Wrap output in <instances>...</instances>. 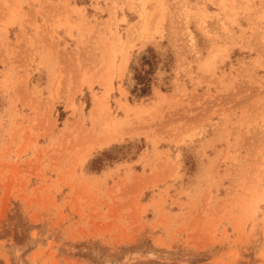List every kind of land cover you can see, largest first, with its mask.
Listing matches in <instances>:
<instances>
[{"label": "rangeland", "instance_id": "1", "mask_svg": "<svg viewBox=\"0 0 264 264\" xmlns=\"http://www.w3.org/2000/svg\"><path fill=\"white\" fill-rule=\"evenodd\" d=\"M203 1L0 0V264H264V0Z\"/></svg>", "mask_w": 264, "mask_h": 264}, {"label": "bare ground", "instance_id": "2", "mask_svg": "<svg viewBox=\"0 0 264 264\" xmlns=\"http://www.w3.org/2000/svg\"><path fill=\"white\" fill-rule=\"evenodd\" d=\"M179 1H180V0H179ZM204 1H205V0H204ZM204 1H203V2H204ZM177 3H178V2H177ZM137 4H138V3H137ZM134 7H135V6H134ZM182 8H183V7H182ZM141 9H142V8H141ZM182 10H183V9H182ZM185 10H186V9H185ZM187 10H188V9H187ZM243 10H244V9H243ZM259 10H260V9H259ZM164 11H165V10H164ZM178 11H179V10H178ZM260 12H261V11H260ZM143 13H144V12H143ZM181 13H182V12H181ZM181 13H180V14H181ZM176 14H177V13H176ZM162 15H163V14H162ZM158 16H159V15H158ZM163 16H164V15H163ZM144 17H145V16H144ZM255 17H256V16H255ZM141 18H142V17H141ZM156 18H157V17H156ZM161 18H162V17H161ZM152 19H153V18H152ZM152 19H151V20H152ZM153 20H154V19H153ZM155 21H157V20H154V23H155ZM142 22H143V21H142ZM142 22H141V23H142ZM141 23H140V24H141ZM150 23H151V22H150ZM152 23H153V21H152ZM154 23H153V24H154ZM146 24H147V23H146ZM157 24H158V23H157ZM158 25H159V24H158ZM138 26H140V25H138ZM156 26H157V25H156ZM157 27H159V26H157ZM157 27H156V28H157Z\"/></svg>", "mask_w": 264, "mask_h": 264}]
</instances>
